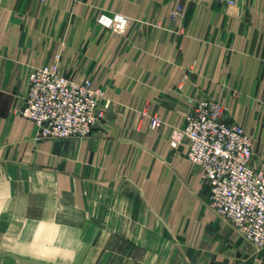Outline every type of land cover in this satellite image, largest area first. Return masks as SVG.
<instances>
[{"label": "crops", "instance_id": "crops-1", "mask_svg": "<svg viewBox=\"0 0 264 264\" xmlns=\"http://www.w3.org/2000/svg\"><path fill=\"white\" fill-rule=\"evenodd\" d=\"M180 2L0 0V264L83 255L102 264H264V249L209 208L187 145H169L193 106L211 99L264 166V0H187L174 18ZM102 13L127 15L126 32L100 27ZM54 64L110 101L86 139L38 140L19 114L31 72ZM31 244L40 253L53 245L56 260L35 259Z\"/></svg>", "mask_w": 264, "mask_h": 264}, {"label": "built area", "instance_id": "built-area-1", "mask_svg": "<svg viewBox=\"0 0 264 264\" xmlns=\"http://www.w3.org/2000/svg\"><path fill=\"white\" fill-rule=\"evenodd\" d=\"M186 1L181 0L177 5L174 18L183 17ZM216 1L235 7L240 0ZM97 24L122 35L130 18L122 13H102ZM27 87L26 102L19 114L35 124L38 140L86 139L110 107V101L103 103V92L94 89L90 80L75 82L57 64L33 70ZM162 125L160 114L151 116L152 129ZM169 145L174 150L187 145L188 160L208 186L210 209L232 223L245 241L262 251L264 166L255 165L253 143L244 128L226 122V107L211 99L198 101L186 124L173 129Z\"/></svg>", "mask_w": 264, "mask_h": 264}, {"label": "rangeland", "instance_id": "rangeland-1", "mask_svg": "<svg viewBox=\"0 0 264 264\" xmlns=\"http://www.w3.org/2000/svg\"><path fill=\"white\" fill-rule=\"evenodd\" d=\"M59 66V65H58ZM47 67V66H46ZM49 67V66H48ZM44 68V67H42ZM60 68V67H59ZM61 70V69H60ZM210 208V207H209ZM212 211V210H211ZM217 216V215H216ZM218 217V216H217ZM219 218V217H218ZM220 220L222 221H226V220H223L221 218H219ZM228 222V221H226ZM229 223V222H228ZM232 225V227L234 228V230L239 234V232L236 230L235 226L230 223ZM29 228V227H27ZM240 235V234H239ZM241 236V235H240ZM30 237H33V235H30ZM242 237V236H241ZM41 245H44L46 243V241H40L39 242ZM50 244H53V243H50ZM251 244V243H249ZM43 249H41V253L38 252V251H35V245L31 244V245H28L26 246V251H28V253L32 256H34L35 259H38V260H41V261H46V260H49V261H55L56 259L55 258H52L51 254L52 252L54 251V246L51 245V247H49L48 249L46 247H43ZM257 250V249H256ZM258 251V250H257ZM14 252H16L17 254H22V253H25V251H21V249H14ZM132 253V252H131ZM65 263L68 262V258L66 257L65 259H62ZM72 264H102V260H99L97 262H95V259L90 257V256H78L77 258H73L72 259Z\"/></svg>", "mask_w": 264, "mask_h": 264}, {"label": "water", "instance_id": "water-1", "mask_svg": "<svg viewBox=\"0 0 264 264\" xmlns=\"http://www.w3.org/2000/svg\"><path fill=\"white\" fill-rule=\"evenodd\" d=\"M20 264H47L40 261L32 260V259H23V258H16Z\"/></svg>", "mask_w": 264, "mask_h": 264}]
</instances>
